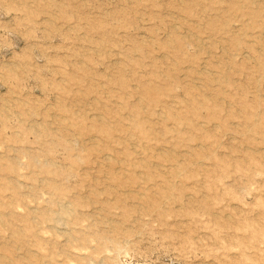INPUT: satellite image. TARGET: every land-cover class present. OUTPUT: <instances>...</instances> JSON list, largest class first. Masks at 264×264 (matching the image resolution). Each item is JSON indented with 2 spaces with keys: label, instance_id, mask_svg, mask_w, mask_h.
<instances>
[{
  "label": "rangeland",
  "instance_id": "374dc122",
  "mask_svg": "<svg viewBox=\"0 0 264 264\" xmlns=\"http://www.w3.org/2000/svg\"><path fill=\"white\" fill-rule=\"evenodd\" d=\"M0 264H264V0H0Z\"/></svg>",
  "mask_w": 264,
  "mask_h": 264
},
{
  "label": "bare ground",
  "instance_id": "6f19581e",
  "mask_svg": "<svg viewBox=\"0 0 264 264\" xmlns=\"http://www.w3.org/2000/svg\"><path fill=\"white\" fill-rule=\"evenodd\" d=\"M246 53V52H245ZM136 148V147H135ZM163 155V154H162Z\"/></svg>",
  "mask_w": 264,
  "mask_h": 264
}]
</instances>
